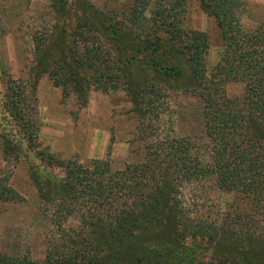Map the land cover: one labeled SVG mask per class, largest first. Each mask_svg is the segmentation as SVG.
I'll return each mask as SVG.
<instances>
[{
	"label": "trees",
	"instance_id": "trees-1",
	"mask_svg": "<svg viewBox=\"0 0 264 264\" xmlns=\"http://www.w3.org/2000/svg\"><path fill=\"white\" fill-rule=\"evenodd\" d=\"M187 1L128 0L124 10L112 11L89 0H49L61 25L32 37L29 73L34 78L46 74L60 87L61 100L72 94L79 105L89 90H122L137 117V134L145 141L144 156L138 163L111 169L105 159L59 161L45 154L48 169H62L59 187L51 194L56 203L50 221L61 227L74 216L77 229L48 245L39 262L0 251V264L116 261L120 245L159 230L165 215L172 218L182 242L188 232L202 230L201 236L207 227L191 223L178 186L204 175H212L220 189L240 192L259 215L233 213L220 221L219 233L212 228L214 236L222 234L243 255L258 254L250 259L236 255L235 260L229 255L221 264H264V23L245 27V0H196L214 19L221 39L218 58L207 70L206 33L178 25ZM167 80L200 99L205 155L186 137L156 138L160 107L172 88ZM235 81L243 84L242 93L226 96L224 85ZM13 83L7 78L4 85L9 113L30 145L36 129L26 117L22 91ZM5 146L6 140L3 150ZM48 177L43 184L56 186L52 174ZM35 185L39 197L48 200L39 180ZM18 199L0 176V202ZM232 234L246 238L248 248L242 249ZM151 240L133 247L138 257L130 264H171L173 257L178 264H193L194 253L182 242L174 249Z\"/></svg>",
	"mask_w": 264,
	"mask_h": 264
},
{
	"label": "rangeland",
	"instance_id": "rangeland-1",
	"mask_svg": "<svg viewBox=\"0 0 264 264\" xmlns=\"http://www.w3.org/2000/svg\"><path fill=\"white\" fill-rule=\"evenodd\" d=\"M89 1L96 8L112 11L124 10L128 5V0ZM245 2V11L241 15L245 27L264 23V0ZM145 15H149L148 10ZM54 24H57V28L61 25L49 0H0V176L6 178L20 197L18 200L0 202V251L26 255L37 262L43 259L48 245L63 238V233L76 230L79 224L74 216L68 217L61 227L50 221L56 203L51 200V194L59 187L56 182L62 176V169L58 166L48 169L46 165L49 160L45 154H52L59 161L72 157L82 162L105 159L111 169H120L125 164L142 161L145 144L137 134V117L131 110V101L122 90L107 93L89 90L85 102L79 105L72 94L61 100L60 87L52 85L46 74L34 78L31 71L29 73L33 62L32 37L48 32ZM70 25L67 24L66 29ZM178 25L206 33L208 47L205 62L209 70L221 48L214 19L201 11L196 0H188ZM7 78L13 80V85L22 91L21 98L24 100L21 103L26 107V117L36 129L30 145L26 144L18 122L9 113L4 86ZM168 83L172 88L167 90L168 97L160 107L156 138L186 137L195 145L198 153L205 155L200 99L191 91L178 88L176 83ZM242 91L243 84L239 81L224 85L226 96H239ZM4 140L6 146L3 150ZM49 173L54 177L56 186L43 184L44 179L49 180ZM37 180L42 184L48 200L39 197L35 185ZM178 191V198L188 209L186 213L191 223L201 225L198 228L207 227L206 233L200 236L202 230L188 232L182 242L175 233L172 218L165 215L159 230L140 233L125 241L120 245L122 253L119 259L98 264L135 262L138 256L136 251L133 252V247L145 245L149 237L159 246L174 249L182 242L194 253L193 264H221L229 255L234 256L231 260H235L236 255L247 256L248 259L258 256L255 252L243 255L241 249L235 248L237 245L234 242L224 239L222 234L216 236L215 233L214 236L212 231L213 228L219 233L220 221L233 213L256 215L245 196L237 191L218 188L212 175L182 182ZM261 223H264L263 216ZM231 237L237 240L238 245L242 244V249L248 248L243 244L246 238L237 234ZM178 262V258L171 260V264Z\"/></svg>",
	"mask_w": 264,
	"mask_h": 264
}]
</instances>
